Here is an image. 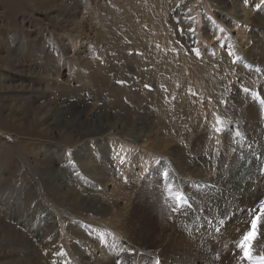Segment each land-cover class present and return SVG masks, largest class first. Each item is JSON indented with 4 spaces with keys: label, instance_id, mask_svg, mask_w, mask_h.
<instances>
[{
    "label": "rangeland",
    "instance_id": "rangeland-1",
    "mask_svg": "<svg viewBox=\"0 0 264 264\" xmlns=\"http://www.w3.org/2000/svg\"><path fill=\"white\" fill-rule=\"evenodd\" d=\"M14 1L20 6L19 11L0 6V240H3L0 241V264H93L95 260L100 264H153L152 256H148L150 260L145 259L147 245L140 238L136 222L143 220L142 207L149 183L153 184L150 187L155 199H162L163 205L170 209L168 220L172 222L178 213L185 217L198 214L197 219L205 212L197 206L199 201L194 193H181L177 165L192 167L190 164L203 163L204 158L213 163L214 157L220 160L213 163L214 166H223L220 168L226 172L224 175H229L224 164L235 156L240 158L237 180L252 179L257 171L264 174V0L232 1L247 8L246 18L240 12L230 11L229 0H220L221 4L218 0H144L145 8L156 14L159 21L155 31H152L153 24L149 26L152 21L144 25L151 36L147 41L157 33L165 35L164 43L160 38L150 40L151 55L158 53L170 66L159 71L157 80L143 83L141 70L151 71L155 65L145 56L148 51L128 47L124 44L126 37L120 40L116 37L114 42L107 43L101 37L102 29L96 30L100 28L94 19L97 16L112 18L111 10L123 15L130 6L129 0ZM137 20L142 22L141 15ZM124 22L127 30L131 23ZM139 58L149 65L141 67L136 62ZM95 70L109 74L108 84L98 81L96 87L82 86L78 77L85 74L92 77ZM77 87L92 91H81ZM66 91L69 95L66 103L55 108L57 111L60 107L63 114L58 110L59 113L53 115L51 97L56 93L62 101L63 97L57 92ZM156 98L172 112V117L178 115L179 118L182 102L186 109L193 108L186 111L190 116L185 115L178 123L185 128L182 135L178 136L174 128L170 137L164 135L165 129L151 109ZM124 107L131 115L122 110ZM90 113H93L92 120L86 117ZM121 120L130 121L122 123ZM117 123L123 125L125 131L113 126ZM56 124L64 125L68 132L71 130L70 137L88 132L85 135L88 138L83 139L89 140L88 147L81 142L73 145L61 141L63 136ZM148 125L153 126V130L141 133ZM24 145L34 147V151H26ZM215 169L217 173L219 168ZM212 184L203 185L215 188ZM190 187L200 192L199 184ZM225 193V189H218L211 198L219 202L225 200L223 205L227 206ZM87 195H95L99 202H108L110 210L102 211L89 201L82 202L80 199ZM247 208L252 216L259 211V207ZM260 227L264 230V224ZM99 247L104 249V254Z\"/></svg>",
    "mask_w": 264,
    "mask_h": 264
},
{
    "label": "bare ground",
    "instance_id": "bare-ground-1",
    "mask_svg": "<svg viewBox=\"0 0 264 264\" xmlns=\"http://www.w3.org/2000/svg\"><path fill=\"white\" fill-rule=\"evenodd\" d=\"M224 1V0H223ZM227 1V0H226ZM232 1H236V0H229L228 5L230 6V11L234 13L236 12H240L239 14L243 15L244 18H246L247 14H249L247 8L244 5H239L236 4L235 2ZM192 2V1H191ZM161 3H163V1H161ZM214 3V2H213ZM218 3L221 4V1L218 0ZM216 2V5L218 4ZM128 5L130 7V10L127 8L125 9V12L123 15H119L118 13L114 12L111 10V16L112 18H104V17H94L95 22H96V26L99 29L96 30L97 31H103V39L107 41V43H112L115 41V38L118 37V39H124L125 37L127 38L126 41H124V44L129 45L128 47L131 48H136L138 49V47H142L146 50L147 54L145 55L148 58V61H150L152 64L154 65V69L151 71H144L141 70V74L143 76V79H141L140 81L143 83L144 80H147L148 82L151 79H158L159 77V71L161 72L162 70H167L168 67L170 66V64L168 63V61L165 59H160L158 53H155L153 55H151L150 52V40L153 41H157L158 38H160L161 42H165V35H163V33H157L155 34V36L150 39L149 41H147V37L150 38V33L148 31L145 30L144 25H148L147 23L152 21V24L154 25V27H152V31H155L159 28V21L156 19V14H154L153 12H149L146 8H145V4L144 0H140V2L138 3L137 0H129L128 1ZM187 4V3H186ZM194 5V4H193ZM0 6H7L13 10H15V12L20 9V6H18L16 4V2L14 0H0ZM147 6V5H146ZM162 6V5H161ZM225 6V5H224ZM81 7V6H80ZM221 7V6H220ZM219 7V8H220ZM239 8V9H238ZM101 9V8H100ZM223 9V8H222ZM226 10V9H225ZM78 11V10H77ZM88 11V10H87ZM98 11V9H97ZM94 12V11H93ZM243 13V14H242ZM95 14V13H94ZM89 15V13H88ZM101 15V14H98ZM141 15L142 18V22L141 20L138 21L137 17ZM248 18V17H247ZM88 19V18H87ZM130 21L131 25L129 26V28L127 30L124 29L125 26V22L124 21ZM246 20V19H245ZM94 22V23H95ZM263 22V21H262ZM125 23V24H124ZM128 23V22H127ZM128 25V24H127ZM128 27V26H127ZM244 32V31H243ZM242 35V33H241ZM99 36V35H98ZM207 36V35H206ZM208 37V36H207ZM213 37V36H211ZM99 39V38H98ZM21 40V39H20ZM114 40V41H113ZM62 43V42H61ZM1 44V43H0ZM67 44V42H66ZM65 46V45H63ZM264 46V45H263ZM0 47H2L0 45ZM140 49V48H139ZM3 50V49H2ZM141 50V49H140ZM67 51V50H66ZM151 51H157V50H151ZM13 56V55H12ZM48 57V56H47ZM143 58V57H142ZM142 58L136 59V62L139 63V65L142 67L144 65H149L148 62H142ZM145 59V58H143ZM94 60V59H93ZM92 60V61H93ZM88 61V60H87ZM96 62V60H94ZM93 61V62H94ZM51 62V61H50ZM54 62V61H53ZM209 62V61H208ZM203 63V62H202ZM86 64V63H85ZM38 65V64H37ZM169 65V66H168ZM195 65V64H194ZM99 66V65H98ZM205 66V65H204ZM38 67V66H37ZM41 68V67H39ZM42 70V69H41ZM198 71V69H197ZM34 72V71H33ZM110 72V71H109ZM172 72V71H171ZM39 73V72H38ZM202 74V73H201ZM40 75V74H39ZM92 77L88 76V75H81L78 77V80L81 82L82 86L86 85V84H90L92 87H96L97 86V82L101 81L104 82L106 81L108 84V80H110L109 74H106V72L101 71V74H99L97 72V70H95L92 74ZM201 76V75H200ZM30 79V78H29ZM143 80V81H142ZM28 81V80H26ZM36 81V80H35ZM25 82V81H23ZM30 82H27V84ZM34 83V81H33ZM47 83V82H46ZM22 84V83H21ZM35 84V83H34ZM33 84V85H34ZM50 84V83H49ZM79 84V83H78ZM31 85V84H29ZM18 86V85H17ZM26 86V85H25ZM211 86V85H210ZM29 87V86H28ZM32 87V86H30ZM20 88V87H19ZM33 88V87H32ZM35 88V87H34ZM51 88V86L49 87ZM23 89V88H22ZM27 89V88H26ZM56 89V87H55ZM77 89L79 90H84L87 91L89 93H91V88L90 89H86L84 87H77ZM25 90V89H24ZM30 90V88H29ZM45 90V89H44ZM23 91V90H21ZM28 91V90H27ZM35 91V90H34ZM53 91V90H52ZM73 91H76L75 89ZM52 93V92H51ZM59 95H61V97H63V100L61 101L59 98H57V94H53L51 97V102L50 104H52L53 108H50L51 112L53 113V115H57L59 112L58 110L60 109V107L57 109V111L55 110L56 107H58L60 104H65L66 100L68 99V92H57ZM31 94V93H30ZM29 94V95H30ZM48 96L50 95L49 93H47ZM58 95V96H59ZM30 97V96H29ZM49 99V97H48ZM32 100V99H31ZM45 100V99H44ZM47 102V100H46ZM240 102V101H239ZM24 104V102H22ZM21 103V104H22ZM48 103V102H47ZM46 103V104H47ZM154 103V109L151 108L156 116H158V120L160 121V125L162 128L165 129V133L164 135H166V137H170V132L171 130L174 128L175 129V133H177L178 136L182 135L185 131V128H182L181 126H179V121L185 119V115H187V112H190L193 110L192 109H186L185 108V103L182 102V106L180 108H182L180 110L179 108V113L180 116L178 118V115L173 116L175 117L173 119V117L171 116L172 112H170L169 110L165 109V106H162L163 103H161L159 101V99H155ZM17 104V103H16ZM87 104V103H86ZM49 105V104H48ZM88 105V104H87ZM179 105V104H178ZM10 106V105H9ZM20 106V104H19ZM18 106V107H19ZM31 106V104H30ZM51 106V105H50ZM83 106V105H82ZM80 106V107H82ZM38 107V105H37ZM68 107V106H67ZM87 107V106H86ZM40 108V107H38ZM63 108V107H62ZM66 108V107H64ZM17 109V108H16ZM20 109L22 110V108L20 107ZM80 109V108H79ZM20 110V111H21ZM32 110V109H31ZM40 111V109H38ZM64 110V109H63ZM66 110V109H65ZM102 110V109H101ZM106 110V109H105ZM122 110L127 111L128 114L131 115V111L128 108H122ZM152 110L149 109V111L153 112ZM16 111V110H15ZM18 111V110H17ZM28 111V110H27ZM60 111V110H59ZM67 111V110H66ZM65 111V112H66ZM85 111V110H84ZM187 111V112H186ZM38 112V111H37ZM48 112V111H47ZM63 111L61 110L60 113ZM73 112V111H72ZM87 112V111H86ZM91 112V111H90ZM100 112V111H99ZM16 113V112H15ZM40 113H43L40 112ZM46 113V112H45ZM70 113V112H69ZM77 113V112H76ZM88 113V112H87ZM21 114V113H20ZM28 114V113H27ZM37 114V113H36ZM35 114V115H36ZM96 114V113H95ZM99 114V113H98ZM13 115V114H12ZM11 115V116H12ZM17 115V114H16ZM30 115V114H29ZM61 115V114H59ZM46 116V115H44ZM48 116V115H47ZM78 116V115H77ZM93 116V113L87 114L86 117L87 119H91V117ZM187 116H190L189 114ZM10 117V116H9ZM80 117V115H79ZM83 117V116H82ZM182 117V119H181ZM32 118V117H31ZM65 118V116H64ZM95 118V117H94ZM129 118V117H128ZM22 119V118H21ZM56 119V118H55ZM79 119V118H78ZM97 119V118H96ZM130 119V118H129ZM252 119V118H251ZM10 120V119H9ZM18 120V119H17ZM20 120V119H19ZM25 120V119H24ZM54 120V119H53ZM75 119H73L74 121ZM92 120V119H91ZM250 120V119H249ZM255 120V119H253ZM16 121V119H15ZM29 121V120H28ZM27 121V122H28ZM88 121V120H87ZM130 120H126V121H120V122H129ZM147 121V120H146ZM144 121V122H146ZM188 121V120H187ZM191 121V120H190ZM22 122V121H21ZM57 122V121H56ZM93 122V121H92ZM91 122V123H92ZM110 122V121H108ZM151 122V121H149ZM192 122V121H191ZM251 122V121H250ZM257 122V121H256ZM44 123V122H43ZM47 123V120H46ZM183 123V122H182ZM181 123V124H182ZM66 124V123H65ZM76 124V123H75ZM150 124V123H149ZM184 124V123H183ZM190 124V123H189ZM252 124V122L250 123ZM254 125H256V123H253ZM34 125V124H33ZM45 125V124H44ZM57 127L56 129L59 128V130L62 133V138L61 141L63 140L66 144H76L81 142L82 145H84V147H88L87 143L89 140H83L85 137V135H88V132L81 135H78L77 137H70L68 130L66 129V127H64V125L61 124H56ZM85 125V124H84ZM191 125V124H190ZM67 126V125H66ZM71 126V125H69ZM68 126V128H69ZM81 126V125H80ZM93 126V125H92ZM114 127H116V129L120 128L122 130H124V126H118V123L116 125H113ZM32 127V126H31ZM35 127V126H34ZM65 128V130L63 131V129ZM197 127V126H196ZM85 128V127H84ZM153 126H146L144 132H141L143 134H147L149 132H151L153 129ZM250 128V127H249ZM32 129V128H31ZM34 129V128H33ZM50 129V127L48 128ZM87 129V128H85ZM189 129V128H188ZM35 130V129H34ZM33 130V131H34ZM112 130V129H111ZM252 130V129H251ZM250 130V131H251ZM113 131V130H112ZM111 131V133H112ZM125 131V130H124ZM199 131V130H198ZM9 132V131H8ZM32 132V131H30ZM37 132V131H36ZM93 132V131H92ZM114 132V131H113ZM101 132H96L95 134H99ZM109 133V132H108ZM115 133V132H114ZM189 133V132H188ZM27 134L28 131H27ZM32 134V133H31ZM35 134V133H34ZM30 135V134H29ZM91 135V134H90ZM104 135V134H103ZM130 135V134H129ZM35 136V135H33ZM193 136V135H192ZM203 136V135H202ZM28 137V136H27ZM94 137V136H93ZM110 136H108L109 138ZM125 137V136H123ZM32 138V137H31ZM34 138V137H33ZM36 138V137H35ZM56 138V137H55ZM88 138V137H87ZM95 138V137H94ZM99 138V137H98ZM126 138V137H125ZM137 138V137H136ZM179 138V137H178ZM92 139V138H91ZM183 139V138H182ZM29 140V139H27ZM26 140V141H27ZM31 140V139H30ZM34 140V139H33ZM36 140V139H35ZM82 140V141H81ZM94 140V139H93ZM25 141V140H24ZM38 141V140H37ZM92 141V140H91ZM96 141V140H95ZM137 141V140H136ZM203 141V140H202ZM41 143V142H40ZM91 144V143H90ZM42 145V143H41ZM171 145V144H170ZM245 145V144H244ZM24 149L26 151H34V147L32 148L31 146L28 145H24ZM67 146V145H66ZM197 146V145H196ZM49 147V146H48ZM72 147V146H71ZM245 147V146H244ZM73 148V147H72ZM75 148V147H74ZM81 148V147H80ZM176 148V147H175ZM209 148V147H208ZM246 148V147H245ZM48 149V148H47ZM77 149V148H76ZM88 149V148H87ZM174 149V148H173ZM180 149V148H178ZM175 149V150H178ZM193 149V148H192ZM200 149V148H199ZM247 149V148H246ZM210 150V148H209ZM242 150V149H241ZM244 150V149H243ZM25 151V152H26ZM45 151V150H44ZM43 151V152H44ZM48 151V150H47ZM67 151V150H66ZM72 151V149H71ZM169 151V150H168ZM73 152V151H72ZM86 152V151H84ZM178 152V151H176ZM204 152V151H203ZM208 152V150H207ZM206 152V155H208V153ZM239 152V151H238ZM244 152V151H243ZM61 153V152H60ZM59 153V154H60ZM171 152H169L170 154ZM196 153V152H195ZM211 153V152H210ZM19 155H21L20 153H18ZM88 154V153H87ZM182 154V153H181ZM212 154V153H211ZM248 154V153H246ZM4 155V154H3ZM2 155V156H3ZM177 155V154H176ZM198 155V154H196ZM244 155V154H243ZM68 156V155H67ZM80 156V155H79ZM179 156V154L177 155ZM195 156V155H194ZM205 156V155H204ZM217 156V155H216ZM22 157V156H21ZM61 157V154H60ZM65 157V156H64ZM93 157V156H92ZM225 157H230V156H225ZM6 158V156H5ZM42 158V157H41ZM212 158V157H211ZM13 159V158H11ZM9 159V160H11ZM23 159V158H22ZM44 159V158H43ZM62 159V158H61ZM196 159H198L196 157ZM203 158H201L202 160ZM8 160V161H9ZM88 160V159H87ZM92 160V159H91ZM90 160V161H91ZM200 160V159H199ZM226 159H224L225 161ZM231 162L228 164H224L226 168H228V174L229 175H224L225 173L223 172L222 168L223 166L218 165L216 166L217 168H219V170H217L216 173V167L214 166L215 163H219L220 160L216 159V158H212V162L207 161L206 158H204V162L200 163L198 161H195L194 164H190L192 165V167H180L177 165L178 170V177L180 179V184H181V193H194L197 198H198V204L197 206H199V209H203L205 210L204 214L201 213V215L199 216V218L196 219V217L198 216V214H196L195 216H183L182 214L175 215L174 220L172 222H170L168 219L171 217H169V212L166 206L163 205L162 203V199H155L156 197H154L153 191L151 190V185H153L152 183H149L148 188H147V198H146V203L143 205L142 207V214H143V220H137V225L139 228V231L141 233L138 234L140 235V238L146 242L145 244L147 245V249L144 251L146 257L145 259L150 260V258L148 256H152L153 258L151 259L153 264H249V262L246 259H242V252L239 248L236 247L237 242L240 240L241 236L243 235V233L245 231L248 230L249 225L251 223L252 219L249 218H253V216L249 213V210L247 207H259L260 202L263 200L264 198V174H261L259 171H257L256 165L254 166L255 170L257 171L256 176H254V178L252 179H241L237 180L236 177V168L240 167V158L238 157H230ZM25 161V160H23ZM31 161V160H30ZM40 161V160H39ZM182 161V158H181ZM194 161V160H192ZM223 161V160H222ZM227 161V160H226ZM12 162V161H10ZM65 162V160L63 161ZM85 162V161H84ZM104 162V161H103ZM243 162V161H242ZM46 163V162H45ZM107 163V162H106ZM182 163V162H181ZM244 163V162H243ZM48 164V163H47ZM58 164V163H57ZM91 164V163H90ZM102 164V163H101ZM100 164V165H101ZM186 164V163H185ZM222 164V163H221ZM4 165V164H3ZM40 165V164H39ZM49 165V164H48ZM51 165V164H50ZM104 165V163L102 164ZM189 165V164H187ZM223 165V164H222ZM28 166V164H27ZM44 166V165H43ZM95 166V164H94ZM183 166V164H182ZM49 167V166H48ZM54 167V166H53ZM86 167V166H85ZM98 167V166H97ZM107 166H104V168H106ZM222 167V168H220ZM260 167V166H259ZM6 168V167H4ZM3 168V169H4ZM55 168V167H54ZM69 168V167H68ZM92 168V167H91ZM95 168V167H94ZM99 168V167H98ZM108 168V167H107ZM232 168V169H231ZM7 169V168H6ZM49 169H51L49 167ZM109 169V168H108ZM260 169V168H259ZM2 170V169H1ZM54 170V169H53ZM101 170V169H99ZM104 170V169H103ZM232 170V172H231ZM234 170V171H233ZM6 171V170H5ZM4 171V173H5ZM29 171V170H28ZM42 171V170H41ZM56 171V170H55ZM61 171V170H60ZM110 171V170H109ZM113 171V170H112ZM111 171V172H112ZM226 171V170H225ZM255 171V172H256ZM2 172V171H1ZM31 172V171H30ZM35 172V171H34ZM73 172V171H72ZM98 172V170H97ZM9 173V172H8ZM216 173V175H215ZM34 175V173H32ZM43 174V173H41ZM238 175H240V171L237 172ZM243 174V173H242ZM241 174V176H242ZM246 174V173H245ZM3 176V174H1ZM6 175V174H5ZM36 175V174H35ZM40 175V174H38ZM69 175V174H68ZM100 175V174H99ZM180 175L185 176L180 177ZM215 175V176H214ZM244 175V174H243ZM20 176V175H19ZM28 176V175H27ZM41 176V175H40ZM51 176V175H50ZM98 176V175H97ZM101 176V175H100ZM245 177H247V175H244ZM253 176V175H252ZM4 177V176H3ZM9 177V176H8ZM37 178V176H35ZM45 176H43L42 178H44ZM107 177V176H106ZM105 177V178H106ZM243 177V176H242ZM249 177V176H248ZM2 178V177H0ZM10 178V177H9ZM14 178V176H13ZM33 178V177H32ZM48 178V177H47ZM46 178V179H47ZM108 178V177H107ZM5 179V177H4ZM8 179V178H7ZM6 179V180H7ZM41 179V178H40ZM82 179V178H81ZM102 179V178H101ZM110 179V178H109ZM17 180V179H16ZM24 180V179H23ZM69 180V179H68ZM104 180V179H102ZM79 181V180H78ZM96 181V180H95ZM105 181V180H104ZM103 181V182H104ZM5 182V181H4ZM29 182V181H28ZM42 182V181H41ZM44 182V181H43ZM52 182V181H51ZM73 182V181H72ZM18 182H16L17 184ZM96 183V182H95ZM99 183V181H98ZM199 184L200 188L198 189L200 192L194 190V188H191L190 185L191 184ZM210 183L214 184L215 188H212L210 186H204V185H208ZM7 184V182H6ZM14 184V182H13ZM32 184V183H31ZM30 184V185H31ZM38 184V182H37ZM39 184H40V180H39ZM38 184V185H39ZM45 184V183H44ZM62 184V182H61ZM65 184V183H64ZM63 184V185H64ZM69 184V183H68ZM74 184V183H73ZM106 184V183H105ZM204 184V185H203ZM212 184V185H213ZM9 185V184H7ZM93 185V184H92ZM101 185V183H100ZM99 185V186H100ZM3 186V185H2ZM53 186V185H52ZM60 186V184H59ZM74 186V185H73ZM76 186V185H75ZM90 186V185H89ZM94 186V185H93ZM98 186V187H99ZM196 186V185H195ZM194 186V187H195ZM10 187V186H8ZM27 187V186H26ZM41 187V186H40ZM58 186H55V188H57ZM79 187V186H78ZM81 187V186H80ZM1 188V185H0ZM3 188V187H2ZM7 188V186H6ZM24 188V187H23ZM77 188V187H76ZM75 188V189H76ZM16 188L14 187L13 190H15ZM19 189V188H18ZM29 189V188H28ZM50 189V188H49ZM58 189V188H57ZM218 189H225V191L227 193H225L226 195V201L228 202V205L225 206L223 205V202L225 201H220L214 200V198H211L212 193L216 192V190ZM1 190V189H0ZM7 190V189H6ZM12 190V191H13ZM22 190V189H21ZM26 190V189H25ZM54 190V189H52ZM78 190V189H77ZM80 190V188H79ZM88 190V189H86ZM16 191V190H15ZM35 191V189H34ZM33 191V192H34ZM85 191V190H84ZM2 192V191H1ZM4 192V191H3ZM2 192V193H3ZM51 192V191H49ZM48 192V193H49ZM55 192V191H54ZM60 192V191H59ZM19 193V192H18ZM28 193V192H27ZM58 193V192H56ZM68 193V192H67ZM66 193V194H67ZM81 193V192H80ZM183 193V194H184ZM5 194V193H4ZM21 194V193H20ZM19 194V195H20ZM33 194V193H31ZM219 194V193H218ZM16 195V194H15ZM17 194V196H19ZM30 195V194H29ZM28 195V196H29ZM54 195V194H53ZM64 195V194H63ZM73 195V194H72ZM138 195V194H137ZM143 195V194H142ZM193 195V196H195ZM12 196V195H11ZM27 196V195H26ZM45 196V195H44ZM57 196V195H56ZM66 196V195H65ZM82 196V194H81ZM80 196V197H81ZM133 198L134 195L132 194ZM183 196V195H182ZM31 197V196H30ZM60 197V196H59ZM58 197V198H59ZM80 197H78L80 199ZM142 197V196H141ZM214 197V196H213ZM225 197V196H224ZM14 198V197H13ZM12 198V199H13ZM28 198V197H26ZM25 198V199H26ZM34 197L32 196V199ZM46 198V197H45ZM158 198V197H157ZM182 198V197H181ZM196 198V197H195ZM3 199V198H2ZM21 199V197H20ZM35 199V198H34ZM37 199V197H36ZM141 199V198H140ZM167 199V198H166ZM6 200V199H5ZM22 200V204H23V199ZM74 200V198H73ZM82 200V202L85 201H89V203H93L94 207H99L102 211H106V210H110L107 209V203L104 202H99L98 198L95 195H87L84 199H80ZM103 200V199H102ZM132 200V198H131ZM3 201V200H2ZM30 201V200H29ZM46 201V200H45ZM48 201V200H47ZM50 201V200H49ZM164 201V200H163ZM4 202V201H3ZM15 202V201H14ZM17 202V201H16ZM27 202V201H25ZM31 202V201H30ZM29 202V203H30ZM39 203V201H37ZM51 202V201H50ZM42 203V202H41ZM72 203V202H71ZM77 203V202H76ZM79 203V202H78ZM88 203V202H87ZM110 203V202H109ZM226 203V202H225ZM6 204V203H5ZM54 204V203H53ZM52 204V205H53ZM64 204V203H63ZM185 204V203H184ZM187 204V203H186ZM10 205V204H9ZM40 205V204H39ZM67 205V204H66ZM80 205V204H79ZM110 205V204H108ZM5 206V205H4ZM23 206V205H22ZM29 206V205H28ZM51 206V205H50ZM83 206V205H82ZM89 206V205H88ZM137 206V204L135 205ZM1 207V206H0ZM36 207V206H35ZM96 207V208H97ZM185 207V206H184ZM4 208V207H3ZM21 208V207H20ZM40 208V207H39ZM62 208V207H61ZM110 208V206H109ZM138 208V206H137ZM183 208V207H182ZM186 208V207H185ZM255 208V209H256ZM2 209V208H1ZM45 209V208H44ZM56 209V207H55ZM92 209V208H91ZM141 209V207H140ZM4 210V209H3ZM2 210V211H3ZM6 210V209H5ZM26 210V209H25ZM29 210V209H28ZM38 210V208H37ZM58 210V209H57ZM76 210V209H75ZM83 210V209H82ZM132 210V209H131ZM189 210V209H188ZM202 210V211H203ZM1 211V210H0ZM8 213L10 210H7ZM27 211V210H26ZM56 211V210H55ZM112 211V210H111ZM110 211V212H111ZM114 211V210H113ZM184 211V210H182ZM211 213H210V212ZM252 211V210H251ZM254 211V210H253ZM11 212V211H10ZM24 212V211H23ZM51 212V211H50ZM85 212V211H84ZM96 212V211H95ZM109 212V211H108ZM133 212V210L131 211ZM137 212V211H136ZM25 213V212H24ZM59 213V212H58ZM61 213V212H60ZM72 213V212H71ZM130 213V212H129ZM49 214V213H48ZM51 214V213H50ZM55 214V213H54ZM74 216V213H72ZM85 214V213H84ZM101 214V213H100ZM184 214V213H183ZM191 214V213H190ZM195 214V213H194ZM1 215V212H0ZM52 215V214H51ZM70 215V214H69ZM86 215V214H85ZM114 215V214H113ZM121 215V214H120ZM12 216V215H11ZM29 216V215H28ZM57 216V215H56ZM55 216V217H56ZM112 216V215H111ZM251 216V217H250ZM15 217V216H14ZM18 217V216H17ZM77 217V216H76ZM80 217V216H79ZM83 217V216H82ZM11 218V217H10ZM21 218V217H20ZM20 218H18V220L20 221ZM27 218V217H26ZM33 218V217H32ZM60 218V217H59ZM62 218V217H61ZM1 219V218H0ZM13 219V218H12ZM22 219V218H21ZM67 219V218H66ZM86 219V218H85ZM17 220V219H16ZM23 220V219H22ZM33 220V219H31ZM50 220V219H49ZM48 220V221H49ZM53 220V219H52ZM73 220V219H72ZM127 220V219H126ZM11 221V220H10ZM13 221V220H12ZM17 221V223L19 222ZM51 221V220H50ZM3 222V220L1 221ZM15 222V219H14ZM131 222V221H130ZM135 222V223H136ZM5 223V222H4ZM63 223V222H62ZM115 223V222H114ZM128 223V222H127ZM134 223V222H133ZM6 224V223H5ZM10 224V223H9ZM24 224V223H23ZM54 224V223H53ZM7 225V224H6ZM13 225V223H12ZM16 225V223H15ZM21 225V224H19ZM72 225V224H71ZM134 225V224H133ZM136 225V227H137ZM18 226V225H17ZM54 226V225H52ZM8 227V226H7ZM13 227V226H12ZM10 227V228H12ZM33 227V226H32ZM31 227V229H32ZM47 227V226H46ZM55 227V226H54ZM74 227V226H73ZM76 227V226H75ZM74 227V228H75ZM135 227V226H134ZM1 228V227H0ZM9 228V227H8ZM6 228V229H8ZM18 228V227H17ZM22 228V227H21ZM25 228H27L25 226ZM40 228V227H39ZM261 228V227H260ZM5 229V228H4ZM24 229V228H23ZM22 229V230H23ZM134 229V228H133ZM136 229V228H135ZM11 230V229H10ZM16 230V228H15ZM26 230V229H25ZM47 230L46 228L44 229V231ZM51 230V229H50ZM24 231V230H23ZM31 231V230H29ZM37 231V230H36ZM73 231V230H72ZM4 232V231H1ZM19 232V231H18ZM28 232V231H27ZM32 232V231H31ZM68 232V231H67ZM75 232V231H74ZM73 232V233H74ZM132 232V231H131ZM137 232V230H135V233ZM9 232H7L8 234ZM45 233V232H44ZM260 233L261 235L259 236L258 240L256 241V243L254 244V248H253V256L254 257H260V256H264V230L260 229ZM6 234V233H4ZM11 234V233H10ZM16 234V232H15ZM40 234V233H39ZM48 234V233H47ZM2 235V234H1ZM38 235V234H37ZM137 236V234H134ZM132 236V235H131ZM2 237V236H1ZM4 237V236H3ZM17 237V236H16ZM24 237V235H23ZM44 237V236H43ZM61 237V235H60ZM72 237V236H71ZM76 237V236H75ZM81 237V236H80ZM5 238V237H4ZM8 238V237H7ZM27 238V237H26ZM127 238V237H126ZM139 239V237H137ZM6 239V238H5ZM9 239V238H8ZM17 239V238H15ZM24 239V238H23ZM11 240V239H10ZM8 240V241H10ZM82 240V239H81ZM129 240V239H128ZM141 240V241H142ZM1 241V240H0ZM3 241V240H2ZM1 241V242H2ZM21 241V239H20ZM132 241V240H131ZM7 242V241H6ZM39 242V241H38ZM134 242V241H133ZM136 242V240H135ZM55 243V241H54ZM8 244V243H7ZM82 244V243H81ZM80 244V245H81ZM137 244V243H136ZM28 245H29V241H28ZM48 246V244H46ZM73 245V244H72ZM133 245V244H132ZM32 246V245H31ZM33 246L35 247V245L33 244ZM46 246V247H47ZM50 246V245H49ZM52 246V245H51ZM134 246V245H133ZM262 246V247H261ZM37 247V246H36ZM35 247V249H36ZM42 247V246H41ZM54 247V246H53ZM136 247V246H135ZM259 247H261V249H259ZM2 248V247H1ZM6 247H4L5 250ZM31 248V247H30ZM38 248V247H37ZM48 249H52L50 247H47ZM81 248V247H80ZM100 248V247H99ZM10 248H8V251ZM16 249V248H15ZM44 249V247L42 248ZM54 249V248H53ZM2 250V249H1ZM3 250V251H4ZM41 250V249H40ZM57 250V249H56ZM55 250V251H56ZM101 252L103 253L104 250L103 248H100ZM53 252V250H51ZM114 251V250H113ZM16 252V250H15ZM85 252V251H84ZM8 253V252H7ZM33 253V252H32ZM44 253V252H43ZM87 253V252H86ZM101 253V254H102ZM3 254V253H1ZM12 254V252H11ZM17 254V253H16ZM22 254V253H21ZM49 254V253H48ZM104 254V253H103ZM38 255V254H37ZM84 255V253H83ZM21 255H19L20 257ZM48 256V255H47ZM82 256V255H81ZM106 256V254H105ZM2 257V256H1ZM23 257V256H22ZM90 257V256H89ZM135 257V256H134ZM141 257V256H140ZM24 258V257H23ZM28 258V257H27ZM50 258V257H49ZM108 258V257H107ZM29 259V258H28ZM27 259V260H28ZM89 259V258H88ZM105 259V258H104ZM40 260V259H39ZM94 260V259H93ZM100 260V259H99ZM14 261V260H12ZM25 261V260H24ZM43 261V259L41 260ZM46 261V260H44ZM98 260H95V262L93 264H100V262H97ZM102 261V260H100ZM109 261V260H108ZM23 262V261H22ZM32 262V261H31ZM90 262V261H89ZM6 263V262H5ZM16 263V262H14ZM51 263V262H50ZM53 263V262H52ZM55 263V262H54ZM23 264V263H22ZM25 264V262H24ZM29 264V263H28ZM35 264H37L35 262ZM39 264H41L39 262ZM44 264V262H43Z\"/></svg>",
    "mask_w": 264,
    "mask_h": 264
},
{
    "label": "snow or ice",
    "instance_id": "snow-or-ice-1",
    "mask_svg": "<svg viewBox=\"0 0 264 264\" xmlns=\"http://www.w3.org/2000/svg\"><path fill=\"white\" fill-rule=\"evenodd\" d=\"M264 224V201L260 202L259 211L253 216L249 228L243 233L236 247L243 254L242 259H247L249 264H264V256L254 257L253 248L258 240L260 233V225Z\"/></svg>",
    "mask_w": 264,
    "mask_h": 264
}]
</instances>
